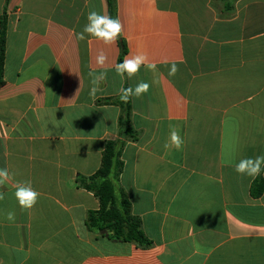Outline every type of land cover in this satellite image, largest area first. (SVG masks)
<instances>
[{"label": "crops", "instance_id": "crops-1", "mask_svg": "<svg viewBox=\"0 0 264 264\" xmlns=\"http://www.w3.org/2000/svg\"><path fill=\"white\" fill-rule=\"evenodd\" d=\"M114 7L123 32L104 45L76 33L91 10L111 16L109 0H0V168L12 174L0 186V264H264V191L255 194L264 170L256 178L235 171L264 155V0ZM138 52L156 71L118 76L116 63ZM105 71L91 96L89 72ZM140 81L150 88L130 98L134 140L120 129L123 109L101 101ZM171 127L184 141L179 150L164 148ZM108 140L125 142L118 184L148 248L87 224L100 202L80 179L100 169ZM27 181L40 193L30 211L14 196L15 183Z\"/></svg>", "mask_w": 264, "mask_h": 264}, {"label": "trees", "instance_id": "trees-1", "mask_svg": "<svg viewBox=\"0 0 264 264\" xmlns=\"http://www.w3.org/2000/svg\"><path fill=\"white\" fill-rule=\"evenodd\" d=\"M109 4L111 17L114 18V0H109ZM6 34L7 14L4 13L0 22V87L5 83ZM122 50L124 54L126 52L124 45H122ZM101 102L109 105H119L123 109V115L120 118V129L127 138L136 140V133L131 126V100L129 99L128 103H123L120 98H114ZM124 146V141L108 140L103 152L100 169L94 175L80 179L81 186L93 192L100 202L99 210L91 211L88 214L87 224L90 229L100 232L112 240L132 242L140 247L148 248L152 245V242L145 235L139 217L133 215L131 203L125 191L118 184L124 167V162L121 159ZM263 191L264 180H260L255 194L259 196Z\"/></svg>", "mask_w": 264, "mask_h": 264}, {"label": "clouds", "instance_id": "clouds-1", "mask_svg": "<svg viewBox=\"0 0 264 264\" xmlns=\"http://www.w3.org/2000/svg\"><path fill=\"white\" fill-rule=\"evenodd\" d=\"M123 32V25L121 20L113 18L106 14H101L96 10H91L87 13V23L83 26L79 33H76L77 40L84 41L86 38H94L96 41L102 42L104 45H113L121 37ZM107 56L103 50H100L96 56V64L103 67L106 63ZM144 66L148 70L155 72L156 64L148 61L146 54L138 52L131 57H125L122 62L116 63L115 72L118 76L124 77L125 75L131 79L134 77ZM178 71L176 63H172L169 68V75L174 76ZM91 77L90 95L95 96L99 90V84L107 77V72H100L94 74L89 72ZM150 85L147 82L140 81L135 87L129 86L127 88L119 89V98L121 102L128 103L129 99L133 96L140 97L148 92ZM183 139L181 138L178 130L175 127L170 128L169 142L164 144L165 150L175 148L181 149L183 146ZM262 170H264V155L256 157H247L241 159L235 164V171L240 175L248 177H258ZM12 179V174L8 168H0V186H4ZM15 199L17 200L20 208L25 211H30L38 202L40 193L32 187L30 181L16 182L15 183ZM5 199V194L0 192V200ZM6 218L9 221L15 219L14 212H8Z\"/></svg>", "mask_w": 264, "mask_h": 264}]
</instances>
